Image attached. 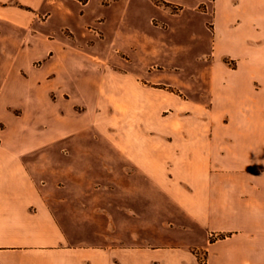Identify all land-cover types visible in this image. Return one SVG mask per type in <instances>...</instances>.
I'll return each instance as SVG.
<instances>
[{
  "label": "crops",
  "instance_id": "0c3cea01",
  "mask_svg": "<svg viewBox=\"0 0 264 264\" xmlns=\"http://www.w3.org/2000/svg\"><path fill=\"white\" fill-rule=\"evenodd\" d=\"M132 1L112 0L93 13L109 21L108 41L118 46L111 51L84 46L79 25L85 12L94 16L89 13L91 0L84 1L82 12L79 0H0V117L7 115L5 103L15 101L26 112L27 124L0 132V264H264V0H240L260 28L244 31L236 26L214 35L210 61L201 74L210 92L201 117L214 120L213 125L172 129L174 148L180 152L173 155V179L201 187L175 193L159 184L150 190L154 175L149 158L161 159L162 153L152 154L147 143L126 137L109 148L115 161L111 180L125 185L115 191L107 231L94 224L92 237L77 242L45 200L42 193L69 191L38 178L32 169L37 159L26 155L40 147L53 151L59 139L82 133L79 121L71 122L68 105L63 110L53 104L62 105L65 95H78L81 86L93 84L85 77L86 67L111 62L121 76L132 78L131 60L138 53L131 45L140 50L149 46L143 37L147 28L139 23V9L148 2L137 0L140 6L134 8ZM245 11L236 16L247 19ZM224 14L234 15L232 10ZM68 26L73 27L71 35L62 31ZM185 31L191 49L184 54L190 58L198 41L187 24ZM226 54L236 59L233 67L218 63ZM180 59L181 54L166 56L157 50L142 57L174 67ZM38 61L40 67L35 66ZM42 101L49 104L50 125L40 142L34 124ZM62 150V177L80 180L75 171L79 158L88 160L92 154L79 155L70 142ZM239 180L252 188L244 193L228 188ZM256 183L261 190L253 189Z\"/></svg>",
  "mask_w": 264,
  "mask_h": 264
},
{
  "label": "rangeland",
  "instance_id": "374dc122",
  "mask_svg": "<svg viewBox=\"0 0 264 264\" xmlns=\"http://www.w3.org/2000/svg\"><path fill=\"white\" fill-rule=\"evenodd\" d=\"M84 1L80 3V12ZM89 13L97 9L108 7L112 0H102L96 3L91 0ZM140 8L139 23L147 28L148 35H143L149 46L143 50L133 44L131 51L138 53V57L131 60L133 75L126 79L117 70L119 67L111 62L94 63L84 70L86 79L93 84H85L79 89L78 95H65L63 104L54 101V107L67 109L72 113L71 122L79 121V134H69L56 142V149L48 150L40 147L30 151L26 158L37 159L32 169L38 178H45L56 189H65L69 193H42L50 209L58 221L66 226L77 242L80 237H92L93 225L101 231H107L109 226V208L115 204L116 189L124 186V182L117 184L111 180L114 169V160L110 159L109 148L115 143H124L126 137L132 141H143L148 144L150 153L159 151L161 159L154 155L149 158L150 176L149 189H159V184L175 193H184L193 190L195 185H203L193 181H174L173 155L179 156V150L174 148L172 129L174 127L207 126L213 125L212 120L201 117L203 110L209 103V87L202 77V70L210 61L214 35H220L227 29L235 28L244 31H254L260 28V22L252 18L246 7H242L240 0H146ZM137 0L131 5L140 6ZM88 7V6H87ZM245 8V9H243ZM232 10V18H226L225 12ZM239 10H246L249 16L243 19L236 14ZM88 13L80 31L85 33V47L93 44L97 50L118 48L108 41L109 31H106L109 21L107 17ZM144 16V17H143ZM143 17V19H142ZM186 24L188 31L196 32L198 43L195 52L190 58L184 53L190 51L186 42ZM138 27L137 25H134ZM64 34L71 35L73 27L62 29ZM180 37L172 41L170 35ZM218 36L216 40H218ZM185 37V38H184ZM180 43V44H179ZM151 44V45H150ZM164 55L181 54V59L171 65L164 62L161 65L150 60L144 62L142 57L154 51ZM218 51V49H217ZM141 52L142 56L139 54ZM218 53V52H217ZM123 56V55H122ZM214 60V58H213ZM264 61V55H262ZM218 63L234 66L236 59L230 55H222ZM41 61L35 62L40 67ZM215 63V62H214ZM53 100V99H52ZM50 101L49 103H51ZM41 113L36 115V132L41 133L40 142L45 141L50 118L46 109L49 104L38 102ZM20 103L11 101L5 103L6 116L0 117V132L6 133L10 129L27 127L25 114ZM200 113V114H198ZM200 115V116H199ZM199 116V117H198ZM68 138V140H65ZM70 142L78 148V154L87 152L93 157L79 158L80 165L76 166L77 177L80 180L65 179L61 175V154L66 143ZM88 145L91 147H88ZM84 150H81V149ZM87 148L90 150L85 151ZM88 157V156H87ZM155 158V159H154ZM160 160V161H159ZM113 168V169H112ZM157 174L164 177V181L157 180ZM75 177V176H74ZM131 184V183H130ZM140 188L139 181L132 183ZM253 189L261 190L260 183ZM116 187V188H115ZM247 189H251L252 186ZM245 183L239 181L228 183L229 189H237L244 193ZM151 193V192H150ZM223 236L212 234L211 238Z\"/></svg>",
  "mask_w": 264,
  "mask_h": 264
},
{
  "label": "trees",
  "instance_id": "16d2710c",
  "mask_svg": "<svg viewBox=\"0 0 264 264\" xmlns=\"http://www.w3.org/2000/svg\"><path fill=\"white\" fill-rule=\"evenodd\" d=\"M79 1H82V0H79Z\"/></svg>",
  "mask_w": 264,
  "mask_h": 264
}]
</instances>
